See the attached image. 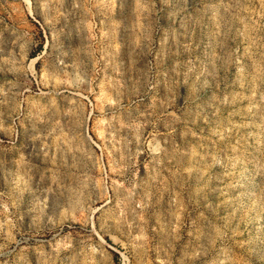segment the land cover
<instances>
[{"label":"rangeland","instance_id":"obj_1","mask_svg":"<svg viewBox=\"0 0 264 264\" xmlns=\"http://www.w3.org/2000/svg\"><path fill=\"white\" fill-rule=\"evenodd\" d=\"M0 264H264V0H0Z\"/></svg>","mask_w":264,"mask_h":264},{"label":"bare ground","instance_id":"obj_2","mask_svg":"<svg viewBox=\"0 0 264 264\" xmlns=\"http://www.w3.org/2000/svg\"><path fill=\"white\" fill-rule=\"evenodd\" d=\"M4 134V131L2 128H0V135Z\"/></svg>","mask_w":264,"mask_h":264}]
</instances>
